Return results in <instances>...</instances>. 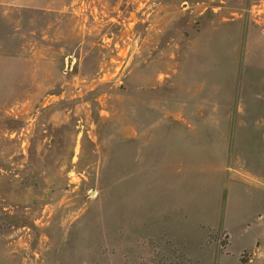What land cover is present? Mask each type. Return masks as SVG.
Wrapping results in <instances>:
<instances>
[{
	"label": "rangeland",
	"instance_id": "1",
	"mask_svg": "<svg viewBox=\"0 0 264 264\" xmlns=\"http://www.w3.org/2000/svg\"><path fill=\"white\" fill-rule=\"evenodd\" d=\"M263 67L264 0H0V264H264V159L218 189L133 120L193 69L263 110Z\"/></svg>",
	"mask_w": 264,
	"mask_h": 264
},
{
	"label": "crops",
	"instance_id": "2",
	"mask_svg": "<svg viewBox=\"0 0 264 264\" xmlns=\"http://www.w3.org/2000/svg\"><path fill=\"white\" fill-rule=\"evenodd\" d=\"M260 70L264 72V67L257 71ZM187 71L193 74L181 71L178 96L167 97V90H164L165 96L148 97L147 110L142 111L135 105L133 120L138 124L142 121L143 125L142 129L138 128L137 135L142 136V146L147 150L153 144L162 145L164 166L170 164L179 170L186 168L175 172V176H183L193 168H202L206 175H214L211 178L215 179L218 189H222L225 175L232 169L231 157L236 148L240 155L246 151L253 160L264 159V154L260 153L264 152V127L259 129L256 124H249L252 117L262 124L264 109L260 105L259 109L245 111L242 103H236L237 85L223 89L220 84L215 86L214 79L203 73L202 76L197 75L200 70ZM190 80H195V84ZM242 90L239 88L240 92ZM195 159L199 162L192 164ZM187 161L191 163L189 166ZM236 179L243 180V177L237 173ZM215 183L212 185L214 188Z\"/></svg>",
	"mask_w": 264,
	"mask_h": 264
}]
</instances>
